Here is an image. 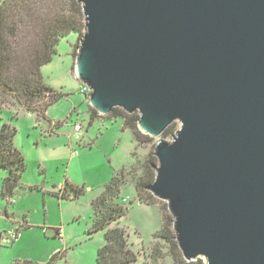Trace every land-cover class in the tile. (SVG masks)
<instances>
[{"label": "water", "instance_id": "95a60500", "mask_svg": "<svg viewBox=\"0 0 264 264\" xmlns=\"http://www.w3.org/2000/svg\"><path fill=\"white\" fill-rule=\"evenodd\" d=\"M74 73L159 138L148 191L188 263L264 264V0H77Z\"/></svg>", "mask_w": 264, "mask_h": 264}, {"label": "rangeland", "instance_id": "374dc122", "mask_svg": "<svg viewBox=\"0 0 264 264\" xmlns=\"http://www.w3.org/2000/svg\"><path fill=\"white\" fill-rule=\"evenodd\" d=\"M77 42L76 34L61 40L58 55L43 68L46 84L70 93L47 112L48 118L58 123L53 134L49 133V122L39 123L36 115L19 108L1 115L0 125L9 123L17 130L14 145L24 156L27 167L22 186L9 202L1 196L6 173L0 171V264H49L56 256L53 264H96L97 254L104 245V232L89 235L92 202L115 174L130 170L138 160L143 162L159 141L172 142L180 128L179 123H174L172 132L139 146L132 132L123 130L121 118H98L91 124L90 104L88 95L82 92L83 84L77 78L70 83L67 77L69 67H73L74 73L73 47ZM13 116L17 118L11 119ZM76 125L81 126L79 132L75 131ZM71 149L77 152L76 159L82 167L74 174L67 171ZM72 177L82 181L74 186L83 188L84 193L76 197L68 187L69 198L62 200L60 194L67 188L66 180L75 182ZM122 197L129 211L118 227L127 231L138 264L151 262L149 255L157 245L154 235L162 230L164 220L160 208L167 204H141L131 184L123 188ZM58 229L61 237L57 235ZM11 232L17 233L15 240H11ZM162 245L164 258L159 264H174L167 245ZM190 263L206 264V259Z\"/></svg>", "mask_w": 264, "mask_h": 264}, {"label": "trees", "instance_id": "16d2710c", "mask_svg": "<svg viewBox=\"0 0 264 264\" xmlns=\"http://www.w3.org/2000/svg\"><path fill=\"white\" fill-rule=\"evenodd\" d=\"M84 32V13L77 0L0 2V123L3 121L1 115L14 108L36 115L41 123L47 120V112L53 105L70 96V93L49 87L43 79L42 70L58 55L60 41L70 34L78 36V42L73 47L75 59ZM90 113L91 124L98 118H121L123 130H130L139 146L152 141V138L139 130L137 113L130 115L115 108L109 115L100 116L91 107ZM173 127L174 124L164 134L172 132ZM16 135L17 130L9 123L0 125V171L6 173L1 196L8 202L22 186V177L27 167L24 156L15 148ZM157 164L154 151H150L143 162L138 160L130 170L123 169L115 174L104 186L101 195L92 202L93 216L89 235L104 232V245L97 254L96 264H138V255L129 242L127 231L118 227L129 211L128 204L122 202V191L131 184L141 204L155 206L162 203L148 191L155 181ZM66 184V190L60 194L62 200L69 198L68 187L76 197L84 193L83 188L69 185L68 182ZM30 190L35 191L34 188ZM160 210L164 216L162 230L154 235L157 245L149 255L151 262L145 264L161 262L164 258L162 244L167 245L168 255L174 264H192L184 260L178 248L173 218L167 206H162ZM57 258L54 257L49 264H53Z\"/></svg>", "mask_w": 264, "mask_h": 264}, {"label": "crops", "instance_id": "0c3cea01", "mask_svg": "<svg viewBox=\"0 0 264 264\" xmlns=\"http://www.w3.org/2000/svg\"><path fill=\"white\" fill-rule=\"evenodd\" d=\"M42 75H43V79H44V74H43V70H42ZM67 77H68V79H69V82L70 83H73V81H74V78H76L75 77V75H74V73H73V67L72 68H68V72H67ZM45 81V80H44ZM46 83V82H45ZM49 87H51V88H53V89H57V88H54L51 84H47ZM61 87H64V86H61ZM63 89V88H62ZM45 122H49V124H50V130H49V133L50 134H53L54 133V127L56 126V125H58V123L57 122H55V121H53L52 119H50V118H48V116H47V120L45 121ZM78 156V154H77V152L76 151H73L72 149H71V158H70V160H71V162L70 163H68V173L70 174L71 173V171H73V174L76 172V171H78L80 168H82L81 167V163H79L80 162V160L78 161L77 159H76V157ZM46 171V170H45ZM68 176V175H67ZM69 177V176H68ZM73 178V177H72ZM73 180H74V178H73ZM75 182H72L71 181V179L69 178V180L67 179L66 180V183L67 182H69V184H73V185H78V184H80L81 182L80 181H76V180H74ZM75 183H77V184H75ZM64 187H62V189H63ZM65 190V189H64ZM57 231H60L59 229L58 230H56V232ZM16 233V232H15ZM58 237H61V235L60 236H58Z\"/></svg>", "mask_w": 264, "mask_h": 264}, {"label": "built area", "instance_id": "2783aa9c", "mask_svg": "<svg viewBox=\"0 0 264 264\" xmlns=\"http://www.w3.org/2000/svg\"><path fill=\"white\" fill-rule=\"evenodd\" d=\"M82 92L85 94V95H89L90 94V90L88 87H86L85 85H83V88H82ZM81 130V126L80 125H76L75 127V131L76 132H79ZM125 202H127V199L125 200ZM61 235V232L59 233V236ZM10 236H11V240H15L17 238V233H14V232H11L10 233Z\"/></svg>", "mask_w": 264, "mask_h": 264}]
</instances>
